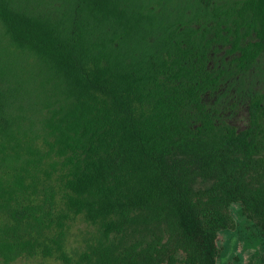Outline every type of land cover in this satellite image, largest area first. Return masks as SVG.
Listing matches in <instances>:
<instances>
[{
	"label": "trees",
	"instance_id": "1",
	"mask_svg": "<svg viewBox=\"0 0 264 264\" xmlns=\"http://www.w3.org/2000/svg\"><path fill=\"white\" fill-rule=\"evenodd\" d=\"M262 54L264 0H0V261L218 264L234 203L264 246V90L205 99Z\"/></svg>",
	"mask_w": 264,
	"mask_h": 264
},
{
	"label": "rangeland",
	"instance_id": "2",
	"mask_svg": "<svg viewBox=\"0 0 264 264\" xmlns=\"http://www.w3.org/2000/svg\"><path fill=\"white\" fill-rule=\"evenodd\" d=\"M224 63L225 61L223 59H220L214 60L213 64L214 66L219 64V66H222V68H224ZM262 65H264V58L261 60V66ZM239 84L246 87L248 81H241ZM261 84H263L262 81L259 82V85ZM233 98L237 100L236 96ZM211 99L212 97L209 96L208 101L210 102ZM240 108L241 111L238 115L233 117L232 120L240 126H243L246 123L247 118L244 108ZM232 211L237 221V227L236 229H227L220 232L218 243L221 247L222 253L218 260V264H264V246L262 238L259 234V230L255 227L253 222L243 213L240 204L234 203L232 205ZM0 264L3 263L0 261ZM12 264L57 263L53 261L42 260H18L13 262Z\"/></svg>",
	"mask_w": 264,
	"mask_h": 264
},
{
	"label": "flooded vegetation",
	"instance_id": "3",
	"mask_svg": "<svg viewBox=\"0 0 264 264\" xmlns=\"http://www.w3.org/2000/svg\"><path fill=\"white\" fill-rule=\"evenodd\" d=\"M226 53V49L215 55L213 53L214 58L212 59V64L214 63V60H220L223 59V57H225L229 63L230 61L232 62L233 56L226 55ZM263 58L264 54H262L258 58L257 63H254L250 68H248L244 74H238L235 71L237 74L235 77L234 75H231L220 87L217 88L216 91H208L205 95L209 108L226 122L237 126L238 128L242 129L246 127L250 120L249 102L252 97H255L259 92L264 90V65L261 66V60ZM246 80L248 81V86L246 85V87H244L239 84L241 81ZM261 81L263 84L259 85V82ZM209 96L212 97L210 102L208 101ZM235 96L237 97V100L233 98ZM240 107L244 108L247 118V121L243 126H240L232 120V118L238 115L241 111Z\"/></svg>",
	"mask_w": 264,
	"mask_h": 264
}]
</instances>
